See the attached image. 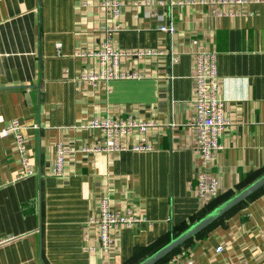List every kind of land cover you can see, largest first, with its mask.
Masks as SVG:
<instances>
[{
  "label": "crops",
  "instance_id": "1",
  "mask_svg": "<svg viewBox=\"0 0 264 264\" xmlns=\"http://www.w3.org/2000/svg\"><path fill=\"white\" fill-rule=\"evenodd\" d=\"M177 1L121 0L114 19L102 0H0V128L19 119L35 170L24 176L14 136L0 137V264H138L264 174V3L221 6L237 14L218 16ZM170 22L173 34L160 29ZM109 27L121 50L158 53L121 57V68L141 77L79 81L96 64L82 53L100 49ZM196 38L218 54L230 119L209 203L192 189L201 167ZM108 116L154 125L124 136L128 149L90 150L105 138L83 125ZM139 143L151 149L133 150ZM59 144L71 149L60 177L52 173ZM105 196L115 212L146 219L118 230L109 252L92 221ZM186 248L192 264H264V187L176 249L177 264H189Z\"/></svg>",
  "mask_w": 264,
  "mask_h": 264
},
{
  "label": "built area",
  "instance_id": "2",
  "mask_svg": "<svg viewBox=\"0 0 264 264\" xmlns=\"http://www.w3.org/2000/svg\"><path fill=\"white\" fill-rule=\"evenodd\" d=\"M253 2H263L264 0H179L180 6L188 4H201L211 7L213 13L218 16L236 15V12L221 10L225 5H246ZM102 6L108 9L113 18L117 19L122 12L121 0H102ZM162 31L170 34L175 33L176 27L172 22L161 25ZM114 28L107 29V35L101 48L92 52H83L82 55L95 59L96 64L82 70L77 77L79 81H88L93 85L106 83L113 79L138 78L141 74L138 71H129L121 68L120 60L123 55L155 54V51L128 52L121 50L112 41ZM194 51L193 77L195 81L194 109L195 115L192 125L195 129V148L201 159V167L192 185L193 191L199 199L204 202L213 201L219 194L221 186L218 173L212 171L215 154L222 148L221 137L223 131L230 125V119L226 115L224 99L219 94V73H218V54L214 50L207 49L199 39L192 40ZM178 61V57H174ZM152 122L138 121L133 117L117 118L108 116L105 118H95L83 127L99 129L105 143L93 147V151L113 152L128 149L121 139L135 131L143 133ZM22 124L19 119H13L0 128V137L13 135L18 152L21 155L23 165V175L32 176L35 174L34 168L29 162L27 154L26 137L22 132ZM133 150H149L151 147L144 143L136 144ZM71 149L59 144L52 173L56 176L64 175L65 157ZM96 223L98 230V247L105 252L115 248L118 239L117 232L123 227H133L141 222H146L144 217L138 216L132 211L126 214L115 212L111 209L110 197L105 196L101 199L100 211L92 219ZM221 248V247H220ZM92 251L97 246L90 247ZM181 255L188 257V263L192 264L194 259L190 257V250L183 249ZM177 256L171 257L163 264H177Z\"/></svg>",
  "mask_w": 264,
  "mask_h": 264
},
{
  "label": "water",
  "instance_id": "3",
  "mask_svg": "<svg viewBox=\"0 0 264 264\" xmlns=\"http://www.w3.org/2000/svg\"><path fill=\"white\" fill-rule=\"evenodd\" d=\"M262 187H264V174L233 196L220 203L198 221L191 224L187 229L182 231L177 236L173 237L170 241L161 246L159 249H157L150 256H148L138 264H157L165 256L188 242L195 235L199 234L204 229L209 227L211 224L220 219L237 205L245 201L247 198L252 196Z\"/></svg>",
  "mask_w": 264,
  "mask_h": 264
},
{
  "label": "trees",
  "instance_id": "4",
  "mask_svg": "<svg viewBox=\"0 0 264 264\" xmlns=\"http://www.w3.org/2000/svg\"><path fill=\"white\" fill-rule=\"evenodd\" d=\"M218 206V205H217ZM215 208V207H214ZM170 241V240H169ZM181 247V246H180ZM179 248V247H178ZM177 248V249H178ZM176 250V249H175ZM175 250L174 251H172L170 254H168L167 256H165L163 259H161L157 264H161V263H163L164 261H166V260H168L169 258H171V256L173 255V253L175 252Z\"/></svg>",
  "mask_w": 264,
  "mask_h": 264
}]
</instances>
